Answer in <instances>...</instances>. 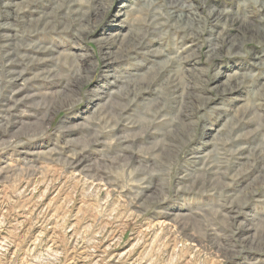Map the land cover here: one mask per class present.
Instances as JSON below:
<instances>
[{
    "label": "rangeland",
    "instance_id": "1",
    "mask_svg": "<svg viewBox=\"0 0 264 264\" xmlns=\"http://www.w3.org/2000/svg\"><path fill=\"white\" fill-rule=\"evenodd\" d=\"M0 264H264V0H0Z\"/></svg>",
    "mask_w": 264,
    "mask_h": 264
}]
</instances>
